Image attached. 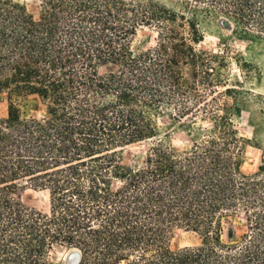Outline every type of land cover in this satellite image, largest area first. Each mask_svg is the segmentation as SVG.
I'll return each mask as SVG.
<instances>
[{
    "label": "trees",
    "instance_id": "16d2710c",
    "mask_svg": "<svg viewBox=\"0 0 264 264\" xmlns=\"http://www.w3.org/2000/svg\"><path fill=\"white\" fill-rule=\"evenodd\" d=\"M180 3L41 0L36 16L0 0V92L9 95L0 264H50L57 246L79 249L78 264H264V146L258 169L244 171L249 139L228 102H213L231 90H214L225 85L221 56L198 49L209 17L264 36V0ZM144 28L156 44L136 50ZM30 95L44 116L21 113L19 99ZM164 116L190 135V148L170 143ZM150 140L142 160L123 162L126 147ZM22 187L46 192L48 206L16 198ZM233 217L243 231L230 226L225 238ZM172 228L200 242L172 248Z\"/></svg>",
    "mask_w": 264,
    "mask_h": 264
},
{
    "label": "rangeland",
    "instance_id": "374dc122",
    "mask_svg": "<svg viewBox=\"0 0 264 264\" xmlns=\"http://www.w3.org/2000/svg\"><path fill=\"white\" fill-rule=\"evenodd\" d=\"M24 3L29 11L36 16L41 11V0H18ZM173 9H182L180 0H159ZM201 30L204 39L198 45V49L209 51L221 56L220 68L217 79H223L225 85L214 87V90L224 91L230 88L228 95H216L214 104L222 105L228 102L227 112L233 119L240 134L249 139L244 155L243 169L246 172H254L261 163L262 149L264 146V36H257L237 26L228 17H209L202 19ZM155 31L144 28L139 31L134 40L133 47L136 50L147 49L156 44ZM210 98L212 92L205 89ZM19 107L24 115L42 117L46 114L47 107L38 95H30L19 99ZM9 112L8 92H0V116H7ZM164 132L168 133L170 143L180 150L188 149L192 145L190 135L179 125H169V118L164 116L160 121ZM209 126V120L201 122ZM160 137H163L160 136ZM150 141L130 145L124 149L123 162L127 165L135 160H142L150 145ZM14 196L30 206L46 208L48 196L46 192L37 191L30 187L18 188ZM224 237L227 238V228L233 226L237 233L243 231V220L233 217L225 221ZM169 240L172 248H180L194 245L200 242L197 233L184 228H172L169 232ZM71 249L57 246L51 253L50 264H66Z\"/></svg>",
    "mask_w": 264,
    "mask_h": 264
},
{
    "label": "water",
    "instance_id": "95a60500",
    "mask_svg": "<svg viewBox=\"0 0 264 264\" xmlns=\"http://www.w3.org/2000/svg\"><path fill=\"white\" fill-rule=\"evenodd\" d=\"M80 260V252L78 251V249H71L67 260H66V264H78Z\"/></svg>",
    "mask_w": 264,
    "mask_h": 264
},
{
    "label": "bare ground",
    "instance_id": "6f19581e",
    "mask_svg": "<svg viewBox=\"0 0 264 264\" xmlns=\"http://www.w3.org/2000/svg\"><path fill=\"white\" fill-rule=\"evenodd\" d=\"M78 251H79V249H78ZM80 252V251H79ZM81 255V254H80Z\"/></svg>",
    "mask_w": 264,
    "mask_h": 264
}]
</instances>
